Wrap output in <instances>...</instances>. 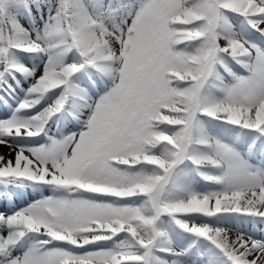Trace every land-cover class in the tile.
Listing matches in <instances>:
<instances>
[{
    "label": "snow or ice",
    "instance_id": "1",
    "mask_svg": "<svg viewBox=\"0 0 264 264\" xmlns=\"http://www.w3.org/2000/svg\"><path fill=\"white\" fill-rule=\"evenodd\" d=\"M0 264H264V0H0Z\"/></svg>",
    "mask_w": 264,
    "mask_h": 264
},
{
    "label": "bare ground",
    "instance_id": "2",
    "mask_svg": "<svg viewBox=\"0 0 264 264\" xmlns=\"http://www.w3.org/2000/svg\"><path fill=\"white\" fill-rule=\"evenodd\" d=\"M6 151V150H5Z\"/></svg>",
    "mask_w": 264,
    "mask_h": 264
}]
</instances>
